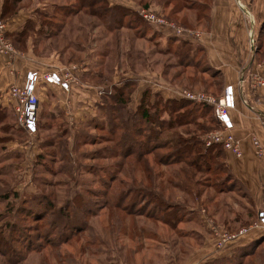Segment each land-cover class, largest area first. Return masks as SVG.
Listing matches in <instances>:
<instances>
[{
    "label": "rangeland",
    "instance_id": "obj_1",
    "mask_svg": "<svg viewBox=\"0 0 264 264\" xmlns=\"http://www.w3.org/2000/svg\"><path fill=\"white\" fill-rule=\"evenodd\" d=\"M178 1L181 6L182 1L209 2ZM175 3L173 0H23L22 3L21 0L17 5L15 13L20 8H31L36 12L29 25L34 32L27 33L21 43H18V35L14 41L9 39L18 53L26 51L27 42L32 38L35 57L58 54L61 66L79 65L73 60L91 56L90 61L87 59L90 71H99L102 75L90 84L103 90L101 95L98 91V103L103 105V114H100L103 121L101 117L97 118L99 125H90V128H86V123L70 120L63 123L58 117L59 112H49V105L45 102L47 105L41 106L44 116L48 114L46 122H42L36 134L27 136L15 125L12 105L6 96L8 88L0 92V264H184L194 249L202 246L207 234L217 239L211 224L229 233H237L244 228H248V232L251 228H261L255 227L256 220L249 213L247 200L242 198L238 184L230 178L223 181L224 156H216L214 152L208 159L201 158L200 172L190 165L195 158L193 154L183 162H176L168 158L175 150L170 146L162 147L166 139L177 137V140L201 141L200 150L203 152L207 147L203 141L205 136L218 128L209 124L211 113L200 108L201 104L187 101L191 104L186 103L180 109V113L195 109L192 112L197 116L195 125L186 124L167 130L164 129L168 123L167 116L162 114V121L160 113L153 115L155 125L149 129L151 140L145 142V137L138 135L137 144L133 147L138 152L143 149L150 151V154L139 160L137 153L120 157L124 148L119 141H122V132L116 135L111 130L118 125L124 127L123 132L129 128V133L135 134L134 126L136 130L141 127V120H134L129 112L140 103V93L134 95V89L131 98L126 93L118 99L122 106L129 104L128 112H115V108H110L114 101L106 98L112 93L113 84L123 80L120 71L132 70L136 74L150 70L167 84L179 88L178 92L186 90L217 97L213 83L218 82L210 81L209 72L202 73V64L195 68L191 55L189 59L184 58L189 50L196 51L195 43H189L187 48L182 46V53V50L175 49L176 45L167 46V38L153 34L149 27L143 33L147 31L150 39L135 41L133 33L126 29L115 32L106 28L113 22L109 17L114 13L130 14L133 9L149 8L176 26L188 30L201 29L197 23L205 22L206 12L187 11L183 7L185 4L182 6L184 10L174 13ZM81 7H95L110 14L102 21L85 13L64 16L67 10ZM115 8L122 10L112 12L111 9ZM130 17V23L136 24L135 17ZM7 20L3 21L6 23ZM246 20L250 27H254L256 47L258 26L252 24V20ZM127 21L124 24L127 25ZM58 28L62 32L50 41L40 39L43 35L38 31L43 34L51 31L53 36V31ZM118 39L121 43L119 51L115 48ZM75 47L85 51L76 53ZM166 48L169 54L168 51L167 54L158 51ZM99 49L108 51L106 59L97 57ZM180 57L191 65H179ZM199 57L200 54L196 56L197 60ZM98 65L100 68L96 67ZM119 67L122 70L118 72L116 68ZM177 72H182V75L172 82ZM163 86L167 94L158 92L156 95L165 100L174 97V91ZM37 97L40 104L38 91ZM150 97L152 102L156 100L153 94ZM161 121L165 122L163 127L159 126ZM131 122L133 128L129 126ZM202 125L205 130L198 131L197 127ZM101 126L103 130L97 129ZM148 127L140 129L139 133ZM101 149L104 152L97 153ZM161 203L170 207V212L161 213ZM177 210L180 217L175 216ZM166 217L169 221L179 217L182 222L171 231L162 225L161 219ZM66 238L71 239L64 242ZM262 244L258 245L262 250H258L257 255L244 258L241 264H264ZM26 245L38 251L28 250ZM218 257L202 264H222L217 262ZM238 262L236 259L233 264Z\"/></svg>",
    "mask_w": 264,
    "mask_h": 264
},
{
    "label": "crops",
    "instance_id": "obj_2",
    "mask_svg": "<svg viewBox=\"0 0 264 264\" xmlns=\"http://www.w3.org/2000/svg\"><path fill=\"white\" fill-rule=\"evenodd\" d=\"M3 2L4 0H0V17ZM35 13L31 8H20L6 21L7 34L20 32L29 20H33ZM246 18L258 26L257 28L255 25L258 45L254 50L249 49L248 33L251 27L247 24ZM263 22L264 0H210L208 19L199 25L201 29H198L202 32V36L195 42V45L202 50L206 65L216 72L209 78L211 82H218V84L213 83L217 88V97L223 95L225 87L231 86L233 89L234 107L228 110V116L233 123L232 132L239 143L242 156L237 158L231 152H224V163L241 188L242 198L247 200L249 209L253 211L254 221L256 211L264 208V87L253 88L251 76L260 74L264 70V56H261L262 51L259 50V45L264 41V29H261ZM52 38L54 37L47 38V41ZM32 47V38H30L26 51L20 53L16 51L18 55L13 59L7 55H0V92L5 91L10 85L21 84L25 74L30 70L43 72L61 66L58 54L54 53L50 57H35ZM104 50H97L99 55L97 57L101 59ZM84 51L76 50V53ZM87 59H91V56L85 55L77 61L82 68L79 77L81 82L78 86L72 87L69 91L56 85L39 86L41 125L42 122H46L48 115L44 116L41 104H48L47 109L51 113L59 112L58 117L63 123L70 120L81 124L96 116L98 91L102 88L90 84L93 79L99 77L96 73L99 71L91 72L90 62L88 63ZM116 69L122 70L121 67ZM119 73L122 74L123 80L130 79L136 83L134 95L141 94L146 88L166 94L163 85H166L168 90L174 91L175 96L179 90L163 79L160 80L157 73L150 70L136 74L132 70H122ZM242 73L245 81L240 83L239 78ZM120 83L114 85L120 86ZM254 141L259 143L261 155L256 154ZM258 237H264L262 227L251 228L240 242H230L223 249H218L215 242L217 239L207 234L202 246L194 249L184 264H202L218 256H227L236 246L244 245Z\"/></svg>",
    "mask_w": 264,
    "mask_h": 264
},
{
    "label": "trees",
    "instance_id": "obj_3",
    "mask_svg": "<svg viewBox=\"0 0 264 264\" xmlns=\"http://www.w3.org/2000/svg\"><path fill=\"white\" fill-rule=\"evenodd\" d=\"M80 1H82V0H80ZM173 1L176 2L175 3L176 4L175 8H174V10H175L174 13H178V12L184 10L185 8H182V6L186 4L183 7H186L187 11H190V12L191 11H196V12L204 11V12H206V15L204 16V18H205L204 21H207V19H208L207 12L209 11V8H210V0H209L208 3H200L199 1H191L189 3H185L184 1H182L183 2L182 6L180 5L178 0H173ZM20 2H21V0H4L0 19L7 20L11 16H13L15 14V12H16L17 5ZM79 9L80 8H78V9H76L74 11H69L70 10L69 9V10H67L68 11L67 13H64V16H67L69 13H71L73 15H76V14L78 15L80 13H85V14H88L89 17H95V18L98 17V19H100L102 21V18L104 16L106 17L107 15L110 14V13L108 14L109 11H104V10L102 11L100 9L98 10V9H95V7H93V9H92V7H89V8L81 7V9L80 10ZM87 9L90 10V11H88ZM111 10H112V12H118L117 10H122V9L121 8H115V9H111ZM131 15H133L135 17V19L137 20L136 24L130 23L131 22V19H130ZM109 18H111V20H113V22H111L110 24H107L106 28L108 30H110V31L114 30L115 32H118V31H120L122 29H126V31H129V32L133 33L134 41L137 40V39L144 40V38L149 40L151 36L146 35L147 31H146V34L143 33L145 31V29L147 30V27H149V29L151 28L153 34H159V36L161 35V36H165L167 38L166 39V45L167 46H168V44L171 47L173 45H176L175 49H177V50L179 49L178 51L182 50V53H184L183 52V48H181L182 46L187 48L186 45H190L191 43L194 44L193 42L184 41V40H181V39H179L177 37L167 36L161 30H156V29L150 27L140 17V15L138 13V10H136V9L131 10L130 14H127V12L125 14H122L121 12H118L116 14L114 13V15H112ZM196 18L198 19L197 16H196ZM125 20H128L127 21L128 22L127 25H126V23L124 24ZM31 22L32 21L29 20L27 22V24L22 28V30L20 32L15 33V34H11L10 35V34H7V31H6V37L8 39H10V40H13L14 37L18 35V43H21L23 41V39L26 38L27 33L34 32L33 28L31 29L30 26H29ZM197 24L201 25V24H203V21L202 22H198ZM261 29H264V22L261 25ZM35 32H37V31H35ZM38 32L41 33L40 35H43V37L40 38L42 40L44 38L55 37L58 33L62 32V29L58 28V30L56 32L53 31V36L51 35L52 33H50L51 31H49L50 34L49 33L43 34L42 31H38ZM118 41H119V39L115 43V48H116L117 51H119V49H120V45H119ZM263 42H261L262 44L259 45V50L262 51L261 56H263V54H264V43ZM257 45L258 44L256 43V47H257ZM195 46H196V49H195L196 51L189 50L190 54L189 53L186 54L184 56V58H188V56L191 55V58L193 60L192 64L194 65L195 68L200 67L199 64H202L203 65V68H202V73L203 74H205L206 71L209 72L210 76L215 74L216 72L212 68H210L208 65H206V63L204 61V57L202 55L201 48L198 45H195ZM75 49L76 50H80V51L83 50L82 48H79V47H75ZM158 51L162 52L164 54H167V51H168V54H169L168 48H166V50L158 49ZM199 54H200V57H199V60H197L196 56H198ZM107 55H108V51L105 49L104 52H103V56H102L101 60L106 59ZM184 58L180 57L178 59V64L182 65V66L184 65L186 67L191 65L190 63H188V61H186L187 59H184ZM73 61L77 62V61H79V59H76V60H73ZM100 65L102 66L101 63H100ZM180 75H182V72L175 73L173 75L172 79H171L172 82H174L177 78H180ZM98 76L102 77L100 72L98 73ZM135 87H136V83L133 80H130V79H127V80L124 79L123 81H121V85L120 86H116V85L113 84L112 93L110 95L106 96V98H109L112 102L114 101V103L110 104V108L111 109L115 108V112H120V110H123L124 112H128L130 110L129 108H131V107H129V104L122 106L120 103H118V99L121 98L122 95H124L126 93L128 95V98H131V94L134 91ZM156 93L157 92L153 93L150 90V88L144 89L143 92L140 95L141 96L140 103H138L135 106V109H131V111H129L130 114H132L134 120L135 119L141 120V127H138V129H137L138 131L136 129H134L135 126H134L133 122H131V124H129V126H131L132 128L134 126V128L132 130H134L133 132H135V134H132V132L129 133L130 132V131H128L129 128H127V130L123 132V130H124L123 126L119 127L118 125H116V128H114L115 125L113 126L114 129L111 130V133H115L117 135L119 132H122V134H120V136H122L123 138L121 137L122 141L121 140H119V141H120L121 144H123L124 148H123L122 151H120V157L124 158V157H127L129 155H134V154L137 153L136 154V158H137V160H139L143 156H145L146 154H150V151H145L143 149L140 152H138L133 147H135L134 145L137 144L136 139H137L138 135L144 136L145 140H146L145 142H148L149 140H151V135H150V130L149 129H150V127H153L155 125V122H153L152 117H153V115H155L157 113L158 114L160 113V115H161L160 120L164 119L162 117V114L167 116V118H168L167 122L168 123L165 125V122H162L164 120H162L160 122V125H159V126H162V127L165 125L164 129H167V130H172L175 127H180V126H183V125H186V124L195 125L194 118H197V116L196 115L194 116L193 113H192L195 110L194 108L191 109V111H186V112L180 113V109H182V108H184L186 106V103H188L187 101H184L183 99H181L179 97L177 98V96H175L173 94L172 95L174 97H172L171 99L169 98V99L165 100V99L160 98L158 95H156ZM152 94L155 96V99H156L154 102H152L151 99H150L151 98L150 95L152 96ZM115 98H117V100H115ZM192 105L194 106L195 104H192ZM126 107H127V109H125ZM199 107L205 109V111H207L208 113L209 112L211 113L212 117L209 119V124L210 123L215 124L217 126V128H219V125H218V123L216 122V120L214 118L212 108L209 107V106H206V105H200ZM102 109H103L102 103H98L96 116L93 117L91 120L83 122V123L87 124V125H85L86 128H90V125H99L100 122H99V120L97 118L102 116V115H100V114H103V112H102L103 110ZM208 113H206V114H208ZM12 114L14 115L13 111H12ZM138 115H139V118H136V116L138 117ZM201 116L204 118L205 114H201ZM14 119H15V115H14ZM101 121H103L102 117H101ZM15 125L17 126L16 120H15ZM146 125H149L148 129L147 130H143V133L140 134L139 130L140 129H144V127L146 128ZM40 127H42V125H41L40 119H39L38 130H40ZM17 128L20 130V132L24 133V131L20 127L17 126ZM95 129H96V127H95ZM97 129L103 130L104 128H103V126H101V127H98ZM197 130L198 131H204L205 130L204 125H202L201 127H197ZM90 138L91 139H95V137H93V136H91ZM123 140H124V142H123ZM201 145H203V144L199 140H180V138L177 140V137L176 138H170V139L168 138L164 142H162V147L167 148V147L170 146V148H173L175 150V152L170 154L168 158H171L172 160H175L176 162H183V160L185 158H189L190 155L193 154L195 156V158L193 159L194 161H191L190 165L193 168H195L196 170H199V168H200V165H199L200 161L199 160L201 158H204V159L207 158L208 159L211 156V154L214 153V152H216L215 153L216 156H218V154L221 155V156H224V150L219 145H212L211 147H205V149H203V152L200 150ZM177 146H178V148H176ZM103 152H104V149H101V150L97 151V153H101V154ZM223 160H224V158H223ZM162 164L163 165H167L166 163H163V162H162ZM223 164H224L223 166H224V171H225L224 172L225 177H224L223 181H225L226 179H229V178L234 180L233 176L231 175V173L227 169L226 164L224 163V161H223ZM149 171L150 170H148V172ZM235 183H236V181H235ZM177 186L178 185H176V187ZM219 193L221 194V193H224V192L223 191H219ZM153 206H155V205H153ZM160 210H161V213L166 214L167 212H170V207H167L166 204H164V203L162 204L161 203ZM172 210H174V209H172ZM257 212L258 211H256V213H255V220L256 221H257ZM249 213H251V215L253 216V219H254V213H253V211L251 209H249ZM175 216L176 217L179 216V211L178 210L175 212ZM179 217L178 218H172V219H170V221H169V219L167 217L166 218H162L161 219L162 225L168 227V229L173 231V230H175V225H177L178 223L182 222ZM146 218L149 219L150 217L146 216ZM244 236H241V237H239L236 240H233L231 242H234V241L240 242L241 239L244 238ZM69 239H71V238H66L64 240V242H68ZM64 242H61V243H64ZM261 243H263L262 244V246H263L264 245V237H258L256 239L244 244V245L239 246L238 248L234 249L233 253L230 256L220 257V258L217 259V262L218 261L221 262V263L223 262L222 264H233L236 261V259H239L240 262H238V264L239 263L241 264L243 262L244 258H248L249 257V259H250V257L258 254V250H262V249H260L261 247L258 246ZM50 245H53V244L51 243ZM25 248L26 249L28 248V250H33L34 249L33 247H30V245H26ZM223 248L224 247H222L221 249H223ZM34 250H36V249H34ZM37 251L38 250H36V252ZM229 261H231V262L229 263Z\"/></svg>",
    "mask_w": 264,
    "mask_h": 264
},
{
    "label": "built area",
    "instance_id": "obj_4",
    "mask_svg": "<svg viewBox=\"0 0 264 264\" xmlns=\"http://www.w3.org/2000/svg\"><path fill=\"white\" fill-rule=\"evenodd\" d=\"M138 13L150 27L161 30L167 36L177 37L193 43L199 41L202 36L201 31L188 30L176 26L149 8H141L138 10ZM6 31V23L0 19V55H7L13 59L18 54L13 48L11 41L6 37ZM248 45L250 50H254L255 39L252 27L248 33ZM80 72H82V68L76 64L59 66L43 72L30 70L25 74L21 84L10 85L7 89L6 96L12 105L17 126L28 136L36 134L39 122V101L37 97L39 86L42 84L56 85L65 91H69L72 87L79 85ZM244 81V74L242 73L239 82L243 83ZM251 85L253 88L264 87V70L260 74L251 76ZM99 94H103V90H99ZM176 96L186 101L212 108L219 128L205 136L203 141L207 147L219 145L225 152H231L237 158L242 156L239 143L232 132L233 123L228 116V110L234 107V95L231 86L225 87L223 95L219 97L200 92L193 93L186 90L177 91ZM254 145L257 149L256 154L261 155L262 150L259 143L254 141ZM254 225L255 227L260 226L264 229V208L257 212V221ZM210 226L217 237L216 247L218 249L246 235L249 230L248 228H244L237 233H229L226 230L214 227L213 224Z\"/></svg>",
    "mask_w": 264,
    "mask_h": 264
}]
</instances>
